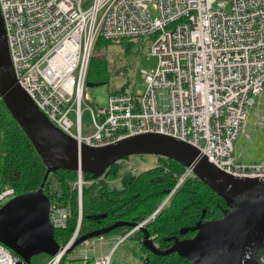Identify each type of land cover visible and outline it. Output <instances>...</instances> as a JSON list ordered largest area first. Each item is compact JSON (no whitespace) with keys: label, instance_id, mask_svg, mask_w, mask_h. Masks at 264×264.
Masks as SVG:
<instances>
[{"label":"built area","instance_id":"1","mask_svg":"<svg viewBox=\"0 0 264 264\" xmlns=\"http://www.w3.org/2000/svg\"><path fill=\"white\" fill-rule=\"evenodd\" d=\"M0 9L18 84L79 145L104 148L139 135H164L193 146L236 178H264V161L246 167L235 155L264 91V0H0ZM99 38L149 39V57L158 65L142 70L145 92H137L134 82L130 92L112 91L105 108L91 109L94 128L85 135L82 104ZM192 177L186 168L162 208ZM17 196L14 188L0 190V209ZM160 211L120 235L109 255H83L75 264H112L114 250ZM71 216L70 208L51 202L55 232L66 230ZM79 232L80 226L47 264H72L65 257ZM82 245L87 251L95 243ZM259 262L264 264V250ZM0 264L25 263L0 243Z\"/></svg>","mask_w":264,"mask_h":264},{"label":"water","instance_id":"2","mask_svg":"<svg viewBox=\"0 0 264 264\" xmlns=\"http://www.w3.org/2000/svg\"><path fill=\"white\" fill-rule=\"evenodd\" d=\"M96 86L99 84L87 85ZM0 98L47 168L38 191L18 195L0 209V243L23 263L31 264L40 255L55 257L61 248L50 223L51 201L44 192L50 174L75 171L82 183L84 173L94 179L104 178L110 167L123 160L151 155L191 169L196 178L225 201L227 209L222 219L198 224L190 229L195 233L192 239L178 241L165 251L157 248L143 228L142 247L157 256L177 254L190 264H260L259 254L264 250V178H236L209 162L193 146L164 135H139L104 148L79 145L58 129L18 84L1 9ZM138 225L119 223L80 237L67 252L117 228L134 229Z\"/></svg>","mask_w":264,"mask_h":264},{"label":"trees","instance_id":"3","mask_svg":"<svg viewBox=\"0 0 264 264\" xmlns=\"http://www.w3.org/2000/svg\"><path fill=\"white\" fill-rule=\"evenodd\" d=\"M134 42L136 41L124 40L113 43L122 44L129 51L138 46L142 51L144 45L149 44L151 40ZM111 43L99 38L95 47L103 49ZM88 83L99 85L109 83L106 60L92 57ZM133 83L129 89L116 92H128L133 88ZM158 159V165L152 169L136 175L125 174L122 189H112L109 182L120 174L119 163L110 167L104 178L94 179L92 175L84 173L81 216L77 188L79 174L64 170L50 174L49 178L53 176L60 183L61 193L51 192L48 178L45 194L51 202H59L63 207L70 208L72 213L68 228L55 232L56 241L60 246L69 243L79 226L80 238L119 223L140 224L152 217L175 188L178 178L186 171L184 166L173 160L161 157ZM46 173L47 168L31 141L11 117L4 103L0 101V189L14 188L17 195L36 192L40 189ZM226 209L225 201L218 194L198 178L192 177L145 229L151 238H154L157 248L165 251L178 241L192 238L194 233L190 229L198 224L222 219ZM131 229L128 226L120 227L99 237L121 235ZM136 235L141 242L144 237L143 232L140 231ZM143 251L145 264H190L188 260L177 254L157 256L145 248ZM50 259L51 257L47 255L36 256L31 264H47Z\"/></svg>","mask_w":264,"mask_h":264},{"label":"rangeland","instance_id":"4","mask_svg":"<svg viewBox=\"0 0 264 264\" xmlns=\"http://www.w3.org/2000/svg\"><path fill=\"white\" fill-rule=\"evenodd\" d=\"M92 1L93 0H87L89 5L92 4ZM150 45L151 42L149 44L146 43L142 51H140L138 46L134 49H130L129 51L126 50L124 45L113 42L111 45H108L103 49L101 47H94L93 57H100L107 62V75L109 83L87 88L86 90L87 98L84 99L82 104V124L83 133L85 135H89L91 129L94 128L91 109L97 111L98 108H105L108 104L109 96L112 91L129 89L133 82H135V90L137 92L146 91L142 70L152 71L156 69L158 65L156 57H149ZM130 91H132V88L129 92ZM262 118H264V91L259 98V104L250 114L247 134H241L235 143V155L237 156L238 163L240 165L249 167L259 165L264 161V121L261 124ZM72 119L76 123L75 114L72 115ZM248 134L251 135V139L247 137ZM158 163V157L151 155L132 156L123 160L120 163V174L113 180L109 181L111 188L122 189V180L125 174H140L156 167ZM49 184L52 193H61V185L55 177L51 176L49 178ZM128 231H125L123 234ZM135 235L134 237L127 239L123 244L119 245L114 250L112 254V264H145L143 259L144 251L142 244L136 238L137 235ZM119 236L120 235L115 234L109 235L105 237L106 239L104 243H101L98 240L99 237L91 239L90 241L94 242L95 246L94 248H89L88 250H91L90 253L92 255L99 256L101 253L108 250L109 245H111L109 242H117ZM152 239L154 240V238ZM86 249L87 248L85 246L80 245L74 249L73 252L67 254L65 257V263H77L79 261V257L82 253H85Z\"/></svg>","mask_w":264,"mask_h":264},{"label":"crops","instance_id":"5","mask_svg":"<svg viewBox=\"0 0 264 264\" xmlns=\"http://www.w3.org/2000/svg\"><path fill=\"white\" fill-rule=\"evenodd\" d=\"M248 136H249V139H251V135L248 134ZM104 242H105V241H104ZM104 242H103V243H104ZM115 242H116V241H115ZM115 242H114V243L109 242V244H111V245H109L108 250L105 251L104 253H101L99 256H97V255H92V254L90 253L91 250H87V251H85V253H82V254H81V256L79 257V259H81L83 255H87V256H89L90 258H100V257H103V256H107V255H109V254L113 251V249H114V247H115ZM93 250H94V249H93Z\"/></svg>","mask_w":264,"mask_h":264},{"label":"flooded vegetation","instance_id":"6","mask_svg":"<svg viewBox=\"0 0 264 264\" xmlns=\"http://www.w3.org/2000/svg\"><path fill=\"white\" fill-rule=\"evenodd\" d=\"M105 177H106V176H105ZM171 199H172V198H171ZM171 199H170V200H171ZM170 200L168 201V203L170 202ZM168 203H167V204H168ZM167 204H166V205H167ZM194 236H195V233H194V235L192 236V238H193ZM192 238H190V239H192Z\"/></svg>","mask_w":264,"mask_h":264}]
</instances>
